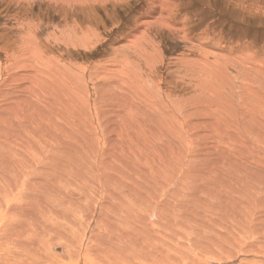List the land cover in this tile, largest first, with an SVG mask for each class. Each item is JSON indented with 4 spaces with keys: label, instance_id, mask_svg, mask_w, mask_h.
Listing matches in <instances>:
<instances>
[{
    "label": "rangeland",
    "instance_id": "374dc122",
    "mask_svg": "<svg viewBox=\"0 0 264 264\" xmlns=\"http://www.w3.org/2000/svg\"><path fill=\"white\" fill-rule=\"evenodd\" d=\"M0 119V166L52 149L82 174H186L181 157L264 132V0H0Z\"/></svg>",
    "mask_w": 264,
    "mask_h": 264
},
{
    "label": "bare ground",
    "instance_id": "6f19581e",
    "mask_svg": "<svg viewBox=\"0 0 264 264\" xmlns=\"http://www.w3.org/2000/svg\"><path fill=\"white\" fill-rule=\"evenodd\" d=\"M247 64L242 71L259 75L257 66ZM257 82L248 94L256 93ZM76 97L79 105L68 102L72 115L81 106L91 108L88 98ZM88 123L91 131H80L93 137V116ZM242 134L211 145L205 159L181 157L179 166L191 167L186 174L161 164L159 180L121 169L111 175L113 169L96 161L82 174L54 165L52 149L39 160L35 155L31 162L33 156L2 164L0 264H264V132Z\"/></svg>",
    "mask_w": 264,
    "mask_h": 264
}]
</instances>
